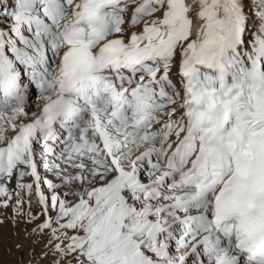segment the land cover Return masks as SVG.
I'll use <instances>...</instances> for the list:
<instances>
[{"label": "snow or ice", "instance_id": "6c2138e0", "mask_svg": "<svg viewBox=\"0 0 264 264\" xmlns=\"http://www.w3.org/2000/svg\"><path fill=\"white\" fill-rule=\"evenodd\" d=\"M0 211L20 264H264V0H0Z\"/></svg>", "mask_w": 264, "mask_h": 264}, {"label": "rangeland", "instance_id": "374dc122", "mask_svg": "<svg viewBox=\"0 0 264 264\" xmlns=\"http://www.w3.org/2000/svg\"><path fill=\"white\" fill-rule=\"evenodd\" d=\"M0 218H2V211H0ZM18 244L24 245L23 249H18ZM30 248L31 242L26 239V233L23 230L17 233L9 219L0 225V264H20L21 251L27 261L31 256Z\"/></svg>", "mask_w": 264, "mask_h": 264}]
</instances>
